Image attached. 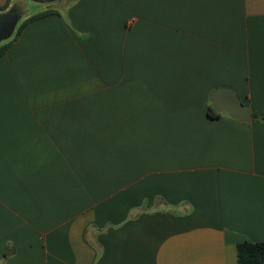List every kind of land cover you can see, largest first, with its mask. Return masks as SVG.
<instances>
[{
  "label": "crops",
  "instance_id": "obj_1",
  "mask_svg": "<svg viewBox=\"0 0 264 264\" xmlns=\"http://www.w3.org/2000/svg\"><path fill=\"white\" fill-rule=\"evenodd\" d=\"M19 4L53 13L0 46V264H237L264 242V122L207 113L226 88L264 118V0L0 19Z\"/></svg>",
  "mask_w": 264,
  "mask_h": 264
},
{
  "label": "trees",
  "instance_id": "obj_2",
  "mask_svg": "<svg viewBox=\"0 0 264 264\" xmlns=\"http://www.w3.org/2000/svg\"><path fill=\"white\" fill-rule=\"evenodd\" d=\"M9 4V0L6 1L4 6L0 7L1 10H5ZM53 11L45 10L39 14H36L28 18L24 23L20 25L17 30L16 37L21 33L22 29L30 22L52 14ZM11 46V43L0 47V56L3 55ZM208 116L211 119H216L220 116V113L216 112L211 106L208 108ZM253 120H260L264 122V118H258L256 114L251 115ZM237 264H264V242L261 243H249L243 242L237 245Z\"/></svg>",
  "mask_w": 264,
  "mask_h": 264
},
{
  "label": "water",
  "instance_id": "obj_3",
  "mask_svg": "<svg viewBox=\"0 0 264 264\" xmlns=\"http://www.w3.org/2000/svg\"><path fill=\"white\" fill-rule=\"evenodd\" d=\"M210 104L216 112L227 114L242 123L248 124L251 121L249 109L240 104L229 89L220 88L212 92Z\"/></svg>",
  "mask_w": 264,
  "mask_h": 264
},
{
  "label": "rangeland",
  "instance_id": "obj_4",
  "mask_svg": "<svg viewBox=\"0 0 264 264\" xmlns=\"http://www.w3.org/2000/svg\"><path fill=\"white\" fill-rule=\"evenodd\" d=\"M25 9L23 4H19L18 7L12 9L7 19H0V46L11 41L17 29L27 19Z\"/></svg>",
  "mask_w": 264,
  "mask_h": 264
}]
</instances>
